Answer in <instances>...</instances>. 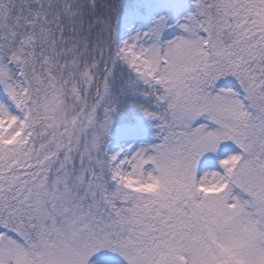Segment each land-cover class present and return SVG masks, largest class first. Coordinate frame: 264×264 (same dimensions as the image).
Segmentation results:
<instances>
[{"label": "snow or ice", "instance_id": "1", "mask_svg": "<svg viewBox=\"0 0 264 264\" xmlns=\"http://www.w3.org/2000/svg\"><path fill=\"white\" fill-rule=\"evenodd\" d=\"M0 264H264V0H0Z\"/></svg>", "mask_w": 264, "mask_h": 264}]
</instances>
